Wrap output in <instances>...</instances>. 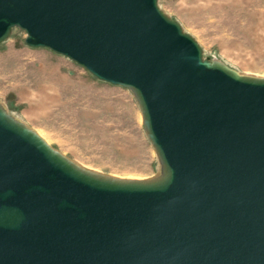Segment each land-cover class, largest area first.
<instances>
[{
	"label": "water",
	"instance_id": "95a60500",
	"mask_svg": "<svg viewBox=\"0 0 264 264\" xmlns=\"http://www.w3.org/2000/svg\"><path fill=\"white\" fill-rule=\"evenodd\" d=\"M14 28L131 89L163 172H90L0 106V264H264V78L158 0H0V44Z\"/></svg>",
	"mask_w": 264,
	"mask_h": 264
},
{
	"label": "rangeland",
	"instance_id": "374dc122",
	"mask_svg": "<svg viewBox=\"0 0 264 264\" xmlns=\"http://www.w3.org/2000/svg\"><path fill=\"white\" fill-rule=\"evenodd\" d=\"M202 49L203 59L264 77V0H158ZM14 28L0 44V103L47 145L86 170L150 180L160 162L131 89L95 78Z\"/></svg>",
	"mask_w": 264,
	"mask_h": 264
},
{
	"label": "bare ground",
	"instance_id": "6f19581e",
	"mask_svg": "<svg viewBox=\"0 0 264 264\" xmlns=\"http://www.w3.org/2000/svg\"><path fill=\"white\" fill-rule=\"evenodd\" d=\"M249 76V75H248ZM264 78V77H263ZM0 106L2 107V109L7 113V110H6V107L2 104V103H0ZM76 165H78L79 167H81V168H83L82 166H80L78 163H76V162H74ZM88 171H90V170H88ZM90 172H92V171H90ZM162 167H161V165H160V172H159V175L158 176H161L162 175ZM96 173V172H95ZM99 174V173H98ZM122 180H138V179H122Z\"/></svg>",
	"mask_w": 264,
	"mask_h": 264
}]
</instances>
